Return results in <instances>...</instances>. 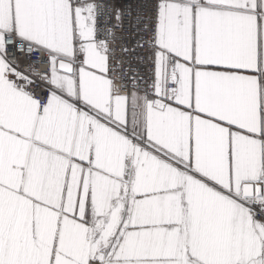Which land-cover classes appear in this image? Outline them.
<instances>
[{
  "label": "snow or ice",
  "instance_id": "snow-or-ice-1",
  "mask_svg": "<svg viewBox=\"0 0 264 264\" xmlns=\"http://www.w3.org/2000/svg\"><path fill=\"white\" fill-rule=\"evenodd\" d=\"M0 264H264V0H0Z\"/></svg>",
  "mask_w": 264,
  "mask_h": 264
}]
</instances>
